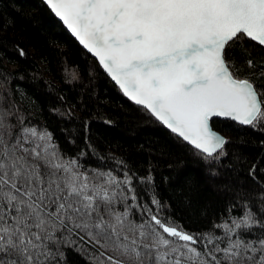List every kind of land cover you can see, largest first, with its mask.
<instances>
[{
  "label": "snow or ice",
  "instance_id": "obj_1",
  "mask_svg": "<svg viewBox=\"0 0 264 264\" xmlns=\"http://www.w3.org/2000/svg\"><path fill=\"white\" fill-rule=\"evenodd\" d=\"M43 2L124 96L206 163L225 156L229 143L213 118L264 128V90L256 87L264 81V0ZM230 46L257 69L252 79L234 75L244 67L226 59ZM125 169L122 179L82 170L50 132L0 106V264H66L62 248L74 236L104 249L93 264H264V191L258 209L246 201L241 216L189 233L160 214L154 192L157 211L138 204L153 178L134 184Z\"/></svg>",
  "mask_w": 264,
  "mask_h": 264
},
{
  "label": "trees",
  "instance_id": "obj_2",
  "mask_svg": "<svg viewBox=\"0 0 264 264\" xmlns=\"http://www.w3.org/2000/svg\"><path fill=\"white\" fill-rule=\"evenodd\" d=\"M233 57L244 67L231 69L234 75L252 79L257 69L247 68L248 57L230 46L226 59ZM256 87L264 90V81H256ZM0 97V106L18 112L25 124L50 132L61 154L76 158L82 170H111L122 179L126 165L129 175L135 173L134 184L150 174L153 187L147 195L138 191L137 203L157 211L150 201L154 192L163 205L160 214L189 233L241 216L246 201L254 210L259 207L264 128L212 121L229 143L225 156L206 163L125 98L41 0H0ZM72 239L75 244L62 248L66 264H93L92 257L104 251L78 236Z\"/></svg>",
  "mask_w": 264,
  "mask_h": 264
},
{
  "label": "water",
  "instance_id": "obj_3",
  "mask_svg": "<svg viewBox=\"0 0 264 264\" xmlns=\"http://www.w3.org/2000/svg\"><path fill=\"white\" fill-rule=\"evenodd\" d=\"M42 2H43V0H41ZM43 4L47 7V5L43 2ZM48 8V7H47ZM49 9V8H48ZM50 10V9H49ZM50 12H51V10H50ZM52 13V12H51ZM53 14V16L56 18V20L63 26V28L67 31V33L79 44V42L75 39V37L74 36H72V34H71V32L67 29V27L63 24V22L62 21H60L59 20V18H57L55 15H54V13H52ZM80 45V44H79ZM82 48H83V46L82 45H80ZM84 49V48H83ZM85 50V49H84ZM85 52L87 53V51L85 50ZM87 54H89L94 60H96L90 53H87ZM97 63H98V61H97ZM99 64V63H98ZM102 69V68H101ZM103 70V69H102ZM104 72V71H103ZM105 73V72H104ZM106 74V73H105ZM106 76H107V74H106ZM110 80H111V78L109 77V76H107ZM112 81V80H111ZM114 84H115V82L114 81H112ZM116 85V84H115ZM117 86V85H116ZM118 87V86H117ZM119 88V87H118ZM120 90V89H119ZM122 93V92H121ZM123 94V93H122ZM124 96V95H123ZM125 98H127L126 96H124ZM128 99V98H127ZM129 100V99H128ZM130 101V100H129ZM130 102H132V101H130ZM134 105H136L134 102H132ZM136 106H138V105H136ZM138 107H141L142 108V106H138ZM214 120H221V121H231L230 119H227V118H213L211 121H210V126L212 127V124H211V122L212 121H214ZM231 122H234V121H231ZM234 123H236V124H238L237 122H234ZM161 124V123H160ZM162 125V124H161ZM239 125V124H238ZM162 126H164V125H162ZM240 126H243V125H240ZM165 127V126H164ZM244 127H246V126H244ZM166 128V127H165ZM167 129V128H166ZM212 129H213V131H215V132H217L218 134H220L221 136H223L224 138H226V136L224 135V134H222L221 132H219L218 130H216V129H214L213 127H212ZM168 131H170L169 129H167ZM171 132V131H170Z\"/></svg>",
  "mask_w": 264,
  "mask_h": 264
}]
</instances>
